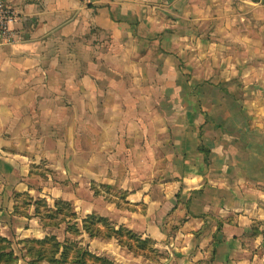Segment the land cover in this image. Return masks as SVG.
Returning <instances> with one entry per match:
<instances>
[{
  "label": "crops",
  "instance_id": "crops-1",
  "mask_svg": "<svg viewBox=\"0 0 264 264\" xmlns=\"http://www.w3.org/2000/svg\"><path fill=\"white\" fill-rule=\"evenodd\" d=\"M5 1L22 39L0 44V233L21 223L11 191L29 190L18 177L39 157L38 130L58 157L53 130L68 113L72 145L93 132L145 176L146 215L130 228L161 264H264V82H249L264 73L246 69L264 0Z\"/></svg>",
  "mask_w": 264,
  "mask_h": 264
},
{
  "label": "rangeland",
  "instance_id": "rangeland-1",
  "mask_svg": "<svg viewBox=\"0 0 264 264\" xmlns=\"http://www.w3.org/2000/svg\"><path fill=\"white\" fill-rule=\"evenodd\" d=\"M245 16L242 11L241 14H238L237 21L242 23V18ZM262 31L263 29L258 32L261 39L254 38L252 43V45H258L251 48V52H257L254 57L255 61H252L246 69L263 74L264 62L258 61L264 59V54H261V49H264ZM241 65L240 62L234 63L229 70H232L233 67H236L237 70ZM221 69H228L227 65L224 64ZM235 77L238 76L235 74ZM239 78L232 81L235 82L232 86L244 84L246 79ZM256 79L258 80V78ZM256 79H249V82L252 85H260L264 82V78L258 81ZM66 97L72 99V96ZM139 97L141 98V96ZM87 98L89 102L95 100H92V96H87ZM95 115L96 117L115 116V111L101 115L96 112ZM67 117L68 113H65V117L62 115L61 118L60 116V125H56L53 130V134L57 136L54 138V144L58 145L59 156L50 159L49 154L44 151H49L52 145L50 142L45 147V142H43L46 136L51 135L48 126L44 124L38 130L40 133L38 138L42 141L35 144L39 151L35 155L39 154V157L32 156L30 174L18 177V179H25L29 190L17 191L14 189L11 191L10 201H13V214L21 222L18 228L12 231L14 236L10 237L19 256L18 264H28L31 260L26 256L29 244L23 240L43 239L51 234L57 235L62 241L65 239L74 241L92 254L107 257L117 264H161L165 262L167 256L160 253L159 248H157V252H151V247H149L145 253L142 251L137 253L115 238L91 237L88 233L83 232L82 220L91 214L108 216L106 218L116 228L132 229L131 225L137 220L136 214L146 215L144 196L147 193V186L146 182L142 183L145 176L136 177L134 173L136 170L131 166V158H124L126 154L115 149L116 143L112 145V150H115L116 153H112L111 156L104 153L105 146L98 141L100 136L93 132L89 135L92 136L89 138V144L83 143L84 134H82V138L80 137L72 145L69 135L66 137L64 134L67 132L64 125L67 122ZM36 123L43 125L42 122ZM83 128L86 129L85 126ZM108 137L114 140L117 135L110 134ZM156 177L160 178L161 176ZM60 201L71 203V207L64 206L63 212L66 215L64 220L62 215L56 218L50 217V210H56L57 203ZM74 228H80V235H74L68 231V229L74 230ZM152 246L155 247V244ZM41 264L49 263L42 262Z\"/></svg>",
  "mask_w": 264,
  "mask_h": 264
},
{
  "label": "trees",
  "instance_id": "trees-1",
  "mask_svg": "<svg viewBox=\"0 0 264 264\" xmlns=\"http://www.w3.org/2000/svg\"><path fill=\"white\" fill-rule=\"evenodd\" d=\"M64 206H70V202L60 201L57 203L56 210H50V217L56 218L62 215ZM82 230L91 237L104 236L109 239H117L130 250L140 253L151 247V252H157V248L152 246L156 242L151 238H144L138 235L133 229L120 227L116 228L110 220L97 214H91L82 220ZM74 235H80V228L68 229ZM47 235L43 239L23 240L27 246V255L31 258L28 264H117L107 257H100L92 254L85 248L79 246L76 242L65 239L60 240L57 235ZM70 241V242H69ZM147 255V254H145ZM19 256L16 253L13 242L10 238L0 234V264H18Z\"/></svg>",
  "mask_w": 264,
  "mask_h": 264
},
{
  "label": "built area",
  "instance_id": "built-area-1",
  "mask_svg": "<svg viewBox=\"0 0 264 264\" xmlns=\"http://www.w3.org/2000/svg\"><path fill=\"white\" fill-rule=\"evenodd\" d=\"M20 22V10L0 0V44L13 45L21 41Z\"/></svg>",
  "mask_w": 264,
  "mask_h": 264
}]
</instances>
